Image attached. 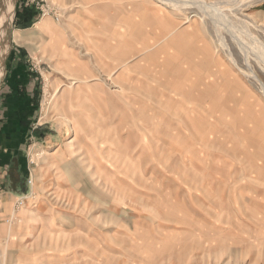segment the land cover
Masks as SVG:
<instances>
[{
	"label": "rangeland",
	"instance_id": "rangeland-1",
	"mask_svg": "<svg viewBox=\"0 0 264 264\" xmlns=\"http://www.w3.org/2000/svg\"><path fill=\"white\" fill-rule=\"evenodd\" d=\"M234 2L0 0V86L24 50L39 87L0 264H264V0Z\"/></svg>",
	"mask_w": 264,
	"mask_h": 264
},
{
	"label": "crops",
	"instance_id": "crops-1",
	"mask_svg": "<svg viewBox=\"0 0 264 264\" xmlns=\"http://www.w3.org/2000/svg\"><path fill=\"white\" fill-rule=\"evenodd\" d=\"M30 11L29 8L18 10L16 21L18 26L28 28L38 18ZM37 23L36 28L38 29ZM27 57L24 50H14L4 82L0 86L2 97L0 105V183L12 168L14 161L19 162L22 158L26 130L35 114L33 107L38 98V75L30 66ZM2 74L3 71L0 68V77ZM15 166L18 165L15 164Z\"/></svg>",
	"mask_w": 264,
	"mask_h": 264
},
{
	"label": "bare ground",
	"instance_id": "bare-ground-1",
	"mask_svg": "<svg viewBox=\"0 0 264 264\" xmlns=\"http://www.w3.org/2000/svg\"><path fill=\"white\" fill-rule=\"evenodd\" d=\"M232 1H235L234 3H236L237 2V0H232ZM193 3H195V2H193ZM199 4V3H198ZM204 4V3H203ZM199 6H201V4L199 5ZM202 7H204V5H202ZM201 8V7H200ZM229 8V7H228ZM213 9V8H212ZM220 10V9H219ZM217 12H219V11H217ZM214 16V15H213ZM13 18H14V12L13 11H10V13H9V15H5V14H1L0 15V32H2L1 31V29H3L6 25H7V23H11L12 22V20H13ZM43 24V23H42ZM43 27V26H42ZM42 27H41V25H38V28H39V30H41L42 29ZM0 35H1V33H0ZM18 40L19 39H22V35L20 34V33H17V35L15 36ZM95 78H91V79H87L88 81H93Z\"/></svg>",
	"mask_w": 264,
	"mask_h": 264
},
{
	"label": "built area",
	"instance_id": "built-area-1",
	"mask_svg": "<svg viewBox=\"0 0 264 264\" xmlns=\"http://www.w3.org/2000/svg\"><path fill=\"white\" fill-rule=\"evenodd\" d=\"M44 0H26V4L27 5H35L37 7V9H40V3L43 2ZM39 15H40V11H39ZM21 203V202H20Z\"/></svg>",
	"mask_w": 264,
	"mask_h": 264
},
{
	"label": "water",
	"instance_id": "water-1",
	"mask_svg": "<svg viewBox=\"0 0 264 264\" xmlns=\"http://www.w3.org/2000/svg\"><path fill=\"white\" fill-rule=\"evenodd\" d=\"M45 127L48 128L49 126L48 125L40 126V128H45Z\"/></svg>",
	"mask_w": 264,
	"mask_h": 264
}]
</instances>
